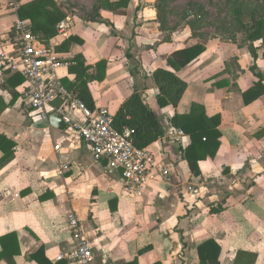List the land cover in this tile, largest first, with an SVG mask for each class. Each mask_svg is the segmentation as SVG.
<instances>
[{
  "label": "crops",
  "instance_id": "0c3cea01",
  "mask_svg": "<svg viewBox=\"0 0 264 264\" xmlns=\"http://www.w3.org/2000/svg\"><path fill=\"white\" fill-rule=\"evenodd\" d=\"M32 1L0 0V51L11 48L19 7ZM55 1L73 20L67 35L56 31L44 43L66 63L58 69L63 83L76 80L70 67L82 57L89 74L104 72L88 82L95 108L114 116L142 92L163 128L149 145L158 166L142 196L130 197L122 172L96 162L72 128L35 116L22 93L24 77L19 73L24 81L16 86L10 78L18 72L0 67V264H70L58 256L78 243L71 213L92 244L93 264H201L198 247L211 239L221 246L222 264H264V80L252 70L257 65L264 74V42L253 43L255 58L249 41L207 37L206 51L177 72L187 82L179 105L162 109L154 71H175L169 56L199 41L186 10L177 17L169 6L164 22L157 0H98L96 7L92 0L71 12ZM103 61L105 69L98 68ZM194 103L221 116L220 148L199 162L200 175L185 157L191 137L171 134L173 116ZM13 233L16 253L1 257V238Z\"/></svg>",
  "mask_w": 264,
  "mask_h": 264
},
{
  "label": "trees",
  "instance_id": "16d2710c",
  "mask_svg": "<svg viewBox=\"0 0 264 264\" xmlns=\"http://www.w3.org/2000/svg\"><path fill=\"white\" fill-rule=\"evenodd\" d=\"M171 0H157L156 8L164 22L166 21L167 11ZM256 1H260L257 2ZM230 3L233 12L232 19L239 24L240 28L246 33L243 40H231L235 42L249 41L253 56L257 58L253 43L264 42V0H232ZM238 5V7H235ZM19 16L31 21L33 33L46 43L57 31V24L66 18L67 14L63 11L55 0H33L30 3L21 5L18 9ZM189 11L185 12V16ZM191 28L195 29V21L189 22ZM230 41V40H229ZM206 40L200 39L198 43L174 51L168 58L169 63L175 71L158 68L153 73L156 86L159 88L157 103L160 108L168 106L177 107L187 89V82L181 79L177 72L189 65L201 54L206 51ZM98 68L105 69L106 63L99 62ZM91 66L85 64L82 57L77 58L75 65L70 67V72L76 75V80L68 84V88L82 99L91 109H95V102L88 82L92 79H102L101 75L92 76L89 74ZM253 72L259 76L260 81L264 80V74L258 71L257 65L252 67ZM10 79H15L16 86L24 80L19 73H14ZM64 84V85H65ZM66 86V85H65ZM261 95V94H260ZM172 124L182 129L191 137V144L185 149V157L190 169L195 175L201 174L199 162L207 157H215L221 145V116L216 114L209 116L203 105L194 103L188 114H175L171 119ZM114 125L122 130L130 127L134 130V142L137 147L143 148L157 141L163 134V128L158 122L156 112L145 102L142 92L136 90L119 108L114 115ZM13 238L16 245H11ZM17 234L13 233L1 238L3 245V256H13L17 248ZM201 264H222L219 256L221 246L214 240H207L198 247ZM43 252L41 248L36 254ZM135 264V263H128ZM153 264H161L156 262Z\"/></svg>",
  "mask_w": 264,
  "mask_h": 264
},
{
  "label": "built area",
  "instance_id": "2783aa9c",
  "mask_svg": "<svg viewBox=\"0 0 264 264\" xmlns=\"http://www.w3.org/2000/svg\"><path fill=\"white\" fill-rule=\"evenodd\" d=\"M73 26L71 17L58 22V35H67ZM12 31L14 37L8 40L10 49L0 51V67L20 73L25 84L22 93L32 107L34 115L49 122L52 114H60L87 144L96 162L106 161L112 170H120L127 194L132 198L142 196L156 172L157 157L151 147L139 148L134 142V130L125 127L119 130L114 125V116L107 108L91 109L73 91H70L58 74L66 63L53 47L44 44L32 31L31 21L17 19ZM60 100V106L54 107ZM79 111L84 120L74 119L68 113ZM173 136H184L185 132L173 128ZM56 149H60L57 145ZM69 228L76 235L78 243L68 254L70 264H93L95 254L90 240L81 233L79 219L73 213L69 216Z\"/></svg>",
  "mask_w": 264,
  "mask_h": 264
},
{
  "label": "rangeland",
  "instance_id": "374dc122",
  "mask_svg": "<svg viewBox=\"0 0 264 264\" xmlns=\"http://www.w3.org/2000/svg\"><path fill=\"white\" fill-rule=\"evenodd\" d=\"M59 1L62 2L69 12H71L73 8H79L82 11L84 6H90L92 2V0ZM85 1L88 2L86 5L83 3ZM231 1L232 0H171L169 6L170 8L173 7L174 12H171L169 15L172 14L177 17H182L184 16L185 10L189 11L188 15L185 16V20L187 22L195 21L194 32L199 40H206L207 37L215 34L221 36L225 40H243L246 33L240 28L239 24L236 25L232 19L233 12L229 3ZM97 2L98 0L94 7H96ZM257 2L260 1H256V3ZM235 7H238V5Z\"/></svg>",
  "mask_w": 264,
  "mask_h": 264
},
{
  "label": "water",
  "instance_id": "95a60500",
  "mask_svg": "<svg viewBox=\"0 0 264 264\" xmlns=\"http://www.w3.org/2000/svg\"><path fill=\"white\" fill-rule=\"evenodd\" d=\"M50 122L54 127L58 128V129L64 130V129L68 128L67 123L65 122L62 115H60V114H52L50 116Z\"/></svg>",
  "mask_w": 264,
  "mask_h": 264
}]
</instances>
